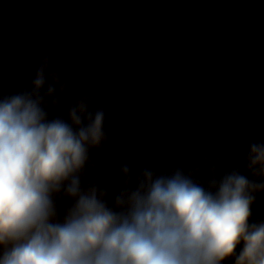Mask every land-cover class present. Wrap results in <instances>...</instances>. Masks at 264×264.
Listing matches in <instances>:
<instances>
[{
    "label": "water",
    "instance_id": "obj_1",
    "mask_svg": "<svg viewBox=\"0 0 264 264\" xmlns=\"http://www.w3.org/2000/svg\"><path fill=\"white\" fill-rule=\"evenodd\" d=\"M45 57L60 97H47L49 118L70 119L85 95L105 110L108 139L83 182L113 200L125 162L134 176L250 174V144L264 141V0H0V96L31 89ZM253 212L264 217V191Z\"/></svg>",
    "mask_w": 264,
    "mask_h": 264
},
{
    "label": "clouds",
    "instance_id": "obj_2",
    "mask_svg": "<svg viewBox=\"0 0 264 264\" xmlns=\"http://www.w3.org/2000/svg\"><path fill=\"white\" fill-rule=\"evenodd\" d=\"M48 63L31 89L0 96V264H264V217L253 219L264 141L250 144V174L211 164L207 179L178 166L134 176L125 162L113 200L98 178L83 182L91 148L108 139L105 110L85 95L70 119L49 118L47 97H60ZM58 197L71 198L63 211Z\"/></svg>",
    "mask_w": 264,
    "mask_h": 264
}]
</instances>
